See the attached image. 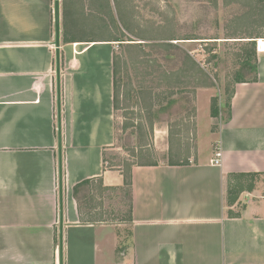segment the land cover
I'll list each match as a JSON object with an SVG mask.
<instances>
[{"label": "crops", "instance_id": "obj_1", "mask_svg": "<svg viewBox=\"0 0 264 264\" xmlns=\"http://www.w3.org/2000/svg\"><path fill=\"white\" fill-rule=\"evenodd\" d=\"M67 34L61 255L54 0H0V264H264V38L256 80L226 94L210 152L184 161L169 140L163 155L177 160L123 167L110 164L117 42ZM122 240L121 263H111Z\"/></svg>", "mask_w": 264, "mask_h": 264}, {"label": "rangeland", "instance_id": "obj_2", "mask_svg": "<svg viewBox=\"0 0 264 264\" xmlns=\"http://www.w3.org/2000/svg\"><path fill=\"white\" fill-rule=\"evenodd\" d=\"M63 26L69 37L122 40L116 45L119 150L110 164L173 162L181 152L163 155L170 141V149L186 150L185 161L197 148L200 156L211 151L233 84L255 76L264 0H65L60 34ZM118 198L107 195L112 206ZM128 209L125 203L123 220ZM122 243L111 263H121Z\"/></svg>", "mask_w": 264, "mask_h": 264}, {"label": "water", "instance_id": "obj_3", "mask_svg": "<svg viewBox=\"0 0 264 264\" xmlns=\"http://www.w3.org/2000/svg\"><path fill=\"white\" fill-rule=\"evenodd\" d=\"M54 27H55V49H56V74H57V93H58V137H59V166H60V250L63 249V197H62V118L60 105V76H61V57H60V0H54ZM62 264V257H61Z\"/></svg>", "mask_w": 264, "mask_h": 264}, {"label": "trees", "instance_id": "obj_4", "mask_svg": "<svg viewBox=\"0 0 264 264\" xmlns=\"http://www.w3.org/2000/svg\"><path fill=\"white\" fill-rule=\"evenodd\" d=\"M252 39V38H251ZM115 42H120V43H122V40H115ZM250 43H255V40L253 39ZM121 45V44H120ZM129 46H133L132 44H129ZM249 55V54H248ZM247 54H246V56H248ZM254 55H255V53H254ZM250 58H251V56H249V58H248V62H247V64H249L250 63ZM244 63V66L246 65V61H244L243 62ZM256 69H257V65H256ZM256 72V71H255ZM117 76V75H116ZM241 77V76H240ZM255 80H256V77L254 78V82H255ZM243 81H245V79H241V78H239L238 80H237V82L238 83H240V82H243ZM116 92H117V77H116ZM230 98H231V95L229 96V98H228V101L230 100ZM229 103V102H228ZM214 117H217V112L216 111H214V114H212ZM128 185H129V183H128Z\"/></svg>", "mask_w": 264, "mask_h": 264}, {"label": "built area", "instance_id": "obj_5", "mask_svg": "<svg viewBox=\"0 0 264 264\" xmlns=\"http://www.w3.org/2000/svg\"><path fill=\"white\" fill-rule=\"evenodd\" d=\"M257 50H258V52L261 51L260 41L257 42ZM221 159H222V153H221L220 149L217 148L216 159L214 160V164L215 165H220L221 162H222Z\"/></svg>", "mask_w": 264, "mask_h": 264}]
</instances>
